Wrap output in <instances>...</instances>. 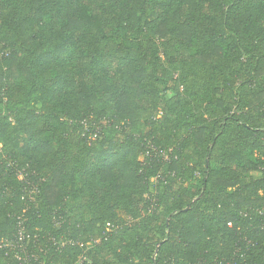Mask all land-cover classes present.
Returning a JSON list of instances; mask_svg holds the SVG:
<instances>
[{
  "label": "trees",
  "instance_id": "1",
  "mask_svg": "<svg viewBox=\"0 0 264 264\" xmlns=\"http://www.w3.org/2000/svg\"><path fill=\"white\" fill-rule=\"evenodd\" d=\"M0 264H264V0H0Z\"/></svg>",
  "mask_w": 264,
  "mask_h": 264
},
{
  "label": "built area",
  "instance_id": "2",
  "mask_svg": "<svg viewBox=\"0 0 264 264\" xmlns=\"http://www.w3.org/2000/svg\"><path fill=\"white\" fill-rule=\"evenodd\" d=\"M150 149L153 150V151H156V152L159 154V156H160L161 158H163L164 160H168V159H169V156H168V154H167L166 151L157 150V149L153 148L152 146H150ZM146 154H148V152H146ZM152 181H153V179H152ZM106 226H107V228L110 229V230H113V229H114V226H113L112 224H110V223H107ZM23 238H24V237H23V234H22V230H19V232H18V240H19V241H22ZM94 243H95V242H94Z\"/></svg>",
  "mask_w": 264,
  "mask_h": 264
},
{
  "label": "rangeland",
  "instance_id": "3",
  "mask_svg": "<svg viewBox=\"0 0 264 264\" xmlns=\"http://www.w3.org/2000/svg\"><path fill=\"white\" fill-rule=\"evenodd\" d=\"M259 174L257 172H252V173H249L245 176L246 179H248L249 177H256L258 176Z\"/></svg>",
  "mask_w": 264,
  "mask_h": 264
}]
</instances>
